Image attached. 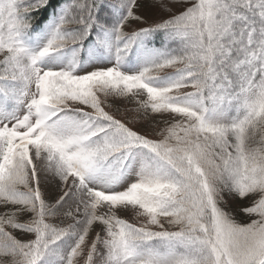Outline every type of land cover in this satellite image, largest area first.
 <instances>
[{
	"label": "snow or ice",
	"instance_id": "1",
	"mask_svg": "<svg viewBox=\"0 0 264 264\" xmlns=\"http://www.w3.org/2000/svg\"><path fill=\"white\" fill-rule=\"evenodd\" d=\"M0 264H264V0H0Z\"/></svg>",
	"mask_w": 264,
	"mask_h": 264
},
{
	"label": "rangeland",
	"instance_id": "2",
	"mask_svg": "<svg viewBox=\"0 0 264 264\" xmlns=\"http://www.w3.org/2000/svg\"><path fill=\"white\" fill-rule=\"evenodd\" d=\"M143 14H145L149 18H154L152 16V13H150V12H148L146 10H143ZM133 27H136V25H133ZM126 30H128V29H126ZM117 108L120 109V114L122 115L123 114V111H124V105L123 104H114L113 105V111H115ZM146 128H147V125H144V128H142L141 130H144ZM122 218H127V219H129V222H132V218H131V214L130 213H128V214H122ZM236 218H237L238 221H240V220L243 219L242 217H239V216H237ZM245 222H247V221L245 220Z\"/></svg>",
	"mask_w": 264,
	"mask_h": 264
},
{
	"label": "trees",
	"instance_id": "3",
	"mask_svg": "<svg viewBox=\"0 0 264 264\" xmlns=\"http://www.w3.org/2000/svg\"><path fill=\"white\" fill-rule=\"evenodd\" d=\"M59 0H52V6H56L58 4ZM52 11V8L49 7L48 9L46 10H41V12L39 13H35V16L37 18H41V17H44L46 18Z\"/></svg>",
	"mask_w": 264,
	"mask_h": 264
}]
</instances>
